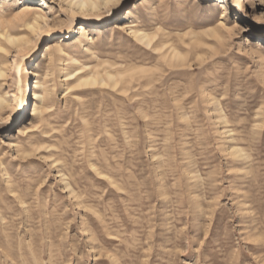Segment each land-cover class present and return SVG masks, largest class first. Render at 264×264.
<instances>
[{"label":"rangeland","instance_id":"1","mask_svg":"<svg viewBox=\"0 0 264 264\" xmlns=\"http://www.w3.org/2000/svg\"><path fill=\"white\" fill-rule=\"evenodd\" d=\"M40 1L0 0L30 37L0 57V264H264V0H47L29 33Z\"/></svg>","mask_w":264,"mask_h":264},{"label":"bare ground","instance_id":"2","mask_svg":"<svg viewBox=\"0 0 264 264\" xmlns=\"http://www.w3.org/2000/svg\"><path fill=\"white\" fill-rule=\"evenodd\" d=\"M113 1L114 0H103V1H100V0H70L69 5L75 10L89 13V12H96V11L101 10L103 5L107 6ZM250 1H253V0H250ZM40 2H41V6L38 8V11L23 12L19 18V20L23 23L22 26L24 30H26L29 33L37 34L39 30L41 29V26L44 25V23L46 22V19H47L46 16L43 15L40 11H44L48 9L49 2L47 0H41ZM15 31L11 27V24L8 23V21H4V22L0 21V57H3L2 53H5V52L7 53L11 51V49L20 48L21 50H24V47H26L30 43V37L28 35H26L27 37L24 34H23L24 36H21L22 34H19V32L15 33ZM20 33H22V31H20ZM152 40L153 38L146 34L139 37V41L145 42V44L148 46H151ZM65 41L66 39L61 38V39L54 41L51 44L46 45L40 57H42V59H46V58L51 57L55 51H62L65 48L64 47ZM21 50L19 52H21ZM38 65L40 66V64ZM111 73L109 71H105V73L104 72L101 73L99 71L92 73L94 75L91 77L84 78L81 81L80 86H92L93 87V86L110 85L114 87L116 82L114 80L115 78L113 77ZM5 77H7V68L2 67L0 63V78H5ZM33 95H34V98H39L40 100H44V96L43 97L41 96L42 94L38 95V93L35 92ZM2 97H0V110L4 108L8 102L6 101L4 97L3 98ZM42 108L41 107L36 108L35 112H37L38 115L41 114ZM229 132L227 131L225 133L227 134ZM236 154H239V153H236Z\"/></svg>","mask_w":264,"mask_h":264}]
</instances>
